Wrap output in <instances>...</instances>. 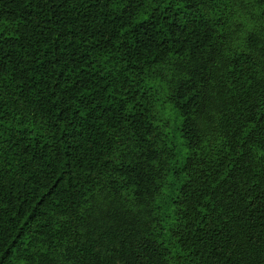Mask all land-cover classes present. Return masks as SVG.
<instances>
[{
  "label": "trees",
  "instance_id": "1",
  "mask_svg": "<svg viewBox=\"0 0 264 264\" xmlns=\"http://www.w3.org/2000/svg\"><path fill=\"white\" fill-rule=\"evenodd\" d=\"M0 264H264V0H0Z\"/></svg>",
  "mask_w": 264,
  "mask_h": 264
},
{
  "label": "rangeland",
  "instance_id": "2",
  "mask_svg": "<svg viewBox=\"0 0 264 264\" xmlns=\"http://www.w3.org/2000/svg\"><path fill=\"white\" fill-rule=\"evenodd\" d=\"M165 120L167 121V132L168 133H170L171 132V134H174L173 133V131L172 130H174L173 129V119L175 118V116L174 115H172V117L171 116H169L168 114L166 115L165 114ZM170 131V132H169ZM175 136H177V142H175V143H178V146H179V142L180 143H182V140L180 139V137H179V135L177 134V135H175ZM179 137V138H178Z\"/></svg>",
  "mask_w": 264,
  "mask_h": 264
}]
</instances>
